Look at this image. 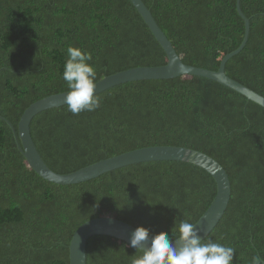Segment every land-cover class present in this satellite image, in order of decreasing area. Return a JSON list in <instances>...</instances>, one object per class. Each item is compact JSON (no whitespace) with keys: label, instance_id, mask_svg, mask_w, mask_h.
Masks as SVG:
<instances>
[{"label":"trees","instance_id":"16d2710c","mask_svg":"<svg viewBox=\"0 0 264 264\" xmlns=\"http://www.w3.org/2000/svg\"><path fill=\"white\" fill-rule=\"evenodd\" d=\"M186 64L217 70L245 35L237 0H143ZM247 45L229 76L264 96V0H241ZM91 51L97 81L168 55L131 0H0V264H70L84 222L109 215L172 240L195 224L217 181L184 161L140 162L77 184L41 177L20 149L27 107L68 91L67 47ZM101 106L73 115L67 105L37 114L32 135L47 164L71 173L137 148L180 145L217 159L232 182L229 207L205 238L234 247L233 264L264 258V107L217 81L186 75L129 81L98 93ZM16 130V131H15ZM129 243L96 235L87 264H130Z\"/></svg>","mask_w":264,"mask_h":264},{"label":"water","instance_id":"95a60500","mask_svg":"<svg viewBox=\"0 0 264 264\" xmlns=\"http://www.w3.org/2000/svg\"><path fill=\"white\" fill-rule=\"evenodd\" d=\"M141 13L150 29L168 55V63L161 66H136L108 75L97 81L96 94L121 83L146 80L170 79L193 75L217 81L233 90L242 93L248 99L264 107V96L229 76L226 72L227 62L240 53L247 45L251 23L241 8V0H237V10L245 21V35L240 46L224 56L217 70L186 64L177 52L172 41L160 27L152 11L143 0H131ZM66 92H60L41 98L23 112L18 123L19 146L30 166L44 179L61 185L77 184L99 177L100 175L127 165L158 160L184 161L200 166L210 172L217 181V192L214 200L204 214L194 224L201 239H205L218 225L226 213L232 196V182L226 168L213 156L201 150L180 145H154L137 148L110 157L71 173H58L44 160L32 135L31 123L40 112L65 104ZM16 131V130H15ZM137 227L124 220L109 215L90 219L80 225L74 232L70 243V264H87V245L91 237L108 235L130 244L131 236ZM152 236L144 242L149 247ZM178 246L177 239L172 240Z\"/></svg>","mask_w":264,"mask_h":264},{"label":"clouds","instance_id":"9594fccd","mask_svg":"<svg viewBox=\"0 0 264 264\" xmlns=\"http://www.w3.org/2000/svg\"><path fill=\"white\" fill-rule=\"evenodd\" d=\"M62 78L68 89L67 111L79 115L101 106V97L95 91L98 77L91 51L69 45ZM149 236L150 229L143 225L134 230L130 246L142 254L132 255L130 264H233L236 249L213 239H201L189 220L179 223L176 235L172 232L178 246H173L168 233L159 232L152 235L149 247H143ZM251 264H264V258L256 254Z\"/></svg>","mask_w":264,"mask_h":264}]
</instances>
